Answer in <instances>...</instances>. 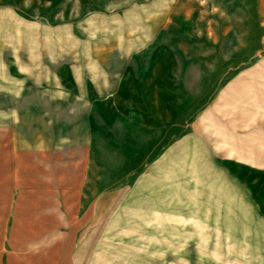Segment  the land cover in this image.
Masks as SVG:
<instances>
[{"label":"rangeland","instance_id":"1","mask_svg":"<svg viewBox=\"0 0 264 264\" xmlns=\"http://www.w3.org/2000/svg\"><path fill=\"white\" fill-rule=\"evenodd\" d=\"M88 66L84 152L51 121ZM0 264H264V0H0Z\"/></svg>","mask_w":264,"mask_h":264},{"label":"crops","instance_id":"2","mask_svg":"<svg viewBox=\"0 0 264 264\" xmlns=\"http://www.w3.org/2000/svg\"><path fill=\"white\" fill-rule=\"evenodd\" d=\"M84 76L88 79L86 82H74V83H68L67 87L65 88L66 91L62 92V89L58 88L60 90L58 93H56V105L59 107H62L63 111L66 113L63 114V116H66V121L69 122V129L68 127L62 125V122H59L60 117L58 115H54L51 121V135H55L57 133V137H60L63 131L67 133L66 135L68 137L73 138H83L85 143L84 152H88L87 148L88 143L90 141V133H91V124H90V106L92 105L93 100L100 101L103 97V95L106 94V91L108 89V83L106 80V76L101 71H94L91 69V67H85L84 68ZM101 102V101H100ZM59 111V109H58ZM72 122V124H71ZM82 122V125H79L78 123ZM90 124V125H89ZM214 123L209 122L207 123V126L210 127L212 130L218 131L219 126L213 127ZM61 132V133H60ZM221 132H223V129H221ZM191 141H187V144L190 146ZM185 149V148H184ZM188 149V148H187ZM185 152V151H184ZM85 168V167H84ZM87 168V167H86ZM85 168V169H86ZM85 169L82 170V176L79 178V176H73V180H69L66 182H61L60 186L58 187V192L61 194L67 195V197H63V200H71L74 202H80L84 200H90V198L86 199L84 191L85 188L90 189V184L86 183L85 181ZM67 186V188H66ZM69 195V197H68ZM83 195V197H81ZM38 214V213H37ZM36 213H28L26 215L20 214L19 216H15L16 220L12 223L11 227L15 228H29V229H19L14 231H21L22 232H30V233H42L46 232V228L48 227L49 220H45L44 218H49V216H45L43 214ZM79 215H77V212H72V215L69 216L72 220H74L72 223L75 222V219L78 218ZM13 232L12 230H10Z\"/></svg>","mask_w":264,"mask_h":264}]
</instances>
